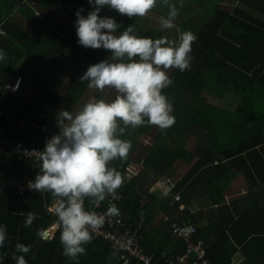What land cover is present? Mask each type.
<instances>
[{
    "label": "trees",
    "instance_id": "trees-1",
    "mask_svg": "<svg viewBox=\"0 0 264 264\" xmlns=\"http://www.w3.org/2000/svg\"><path fill=\"white\" fill-rule=\"evenodd\" d=\"M237 2L229 9L221 6V0H211L212 11L207 12L191 10L192 0L178 9L175 22L188 24L197 39L192 44L190 69L167 70L173 84L164 94L173 106L175 123L163 132L147 125L127 129L121 138L131 142L128 157L110 165L122 176L129 165H142L140 173L124 180L118 190L123 198L120 208L126 223L140 226L144 251L156 257L165 252L164 260H175L186 250L185 241L172 236L171 220L198 224L200 214L190 209L192 199L211 186L207 195L213 205L220 206L222 219L213 226L196 225L194 239L204 243L212 264H235L238 254L243 258L241 264H264V214L260 213L264 206H259V212H242L236 200L231 206L224 204V189L234 178L243 173L250 179L253 171L260 176V163L264 165V0ZM78 10L87 16L95 9L89 0H0V49L6 53V59L0 61V130L4 131L0 137V225H6L8 233L0 248L4 256L0 264H15L12 253L18 242L31 246L27 254L18 253L25 255L27 264H76L63 255L55 200L50 193L29 188L40 171V162L35 156L18 153L14 146L31 147L34 141L42 145L41 135L25 130L20 120L59 129L56 112L61 101L72 105L71 110L76 107L91 90L80 77L90 65L111 55L103 48H85L78 43ZM99 15L116 20L120 25L117 34L133 25L135 35L166 37L140 18H129L108 6L102 7ZM17 76L28 79L29 93L21 94L22 87L17 95L7 89ZM101 98L106 96L98 92L95 99ZM197 127L208 133L211 144L207 148L200 143L193 149L188 146ZM144 135L151 137L147 145L140 142ZM179 163L191 167L177 180L174 175ZM164 176L172 178L173 187L160 198L150 189ZM261 179L264 182V176ZM85 207L92 209L88 201ZM106 207L104 204L102 209ZM29 211L36 219L26 228ZM257 214L261 218L257 219ZM48 229L50 237L37 235L38 230ZM206 235L211 237L210 245ZM85 247L78 264H144L137 258L128 260L102 236H94Z\"/></svg>",
    "mask_w": 264,
    "mask_h": 264
},
{
    "label": "clouds",
    "instance_id": "clouds-1",
    "mask_svg": "<svg viewBox=\"0 0 264 264\" xmlns=\"http://www.w3.org/2000/svg\"><path fill=\"white\" fill-rule=\"evenodd\" d=\"M94 11L87 16L76 12L78 43L85 48H103L110 57L90 65L80 80L87 81L89 89L104 93L114 90L110 101L90 100L75 113L61 110L57 114L58 134L46 141L43 151H34L40 162V171L29 188L36 192L50 193L55 200L56 227L63 246V255L78 264V258L86 253L85 245L93 240V233L102 228L106 216H118L119 208L109 204L105 215L86 209L85 201L92 208L99 207L107 198H119L118 190L124 178L111 167L116 160H125L131 150V142L122 139L127 129L155 126L166 131L174 125L173 106L164 90L173 84L168 71L190 69L192 44L197 37L191 31L179 34L178 42L167 37L150 38L135 35L133 25L120 34V25L114 18L101 17L102 7L108 6L120 14L145 17L155 7L157 0H89ZM168 8L161 17L163 29L175 27L179 15L175 3L160 0ZM183 6L182 3L180 5ZM6 53L0 49V61ZM36 214L28 212L24 227H31ZM38 236H45L43 230ZM8 240L7 226L0 225V248ZM11 243V241H8ZM31 246L15 244L12 259L15 264H27L25 255ZM4 259L0 255V261Z\"/></svg>",
    "mask_w": 264,
    "mask_h": 264
},
{
    "label": "built area",
    "instance_id": "built-area-1",
    "mask_svg": "<svg viewBox=\"0 0 264 264\" xmlns=\"http://www.w3.org/2000/svg\"><path fill=\"white\" fill-rule=\"evenodd\" d=\"M22 82V76H17L14 81L7 85V89L17 95L20 93ZM1 114L2 112L0 111V115ZM22 126L27 131H33L40 134L43 141L42 145H39L37 141H34L31 147L25 148H22L20 143H16L14 148L18 150V153L22 151L25 157L35 156L34 151H43L46 141L54 134H58L60 131V129H56L52 125L46 123L38 124L37 122L25 121L22 122ZM3 135L4 131L0 130V137ZM7 142L11 143V141ZM136 173V165L131 164L127 167L123 178L125 181H128L133 178ZM168 185L170 186L169 188L173 187V181L171 179H168ZM118 196L119 198L116 200H111L109 197L102 202L99 207L90 209L96 211L100 215H105L109 204L111 203L115 204L120 210V214L118 216H106L105 223L102 228L93 233L94 236H102L110 240L128 260L131 258H137L144 264H212L207 257L206 249L203 247L202 243L197 242L194 239L198 228L195 223L190 221L171 220L169 229L172 236L182 238L186 244L185 252L178 255L175 260H164L163 257H166L165 252L162 257H156L154 254L145 252L140 245V226H133L132 224L125 222L123 211L120 208V202L123 198L119 192ZM176 198L179 199V195H176ZM104 204H106L107 207L102 209ZM165 219L167 220L168 217H165ZM44 232L46 233L45 237H50L52 235L49 229Z\"/></svg>",
    "mask_w": 264,
    "mask_h": 264
},
{
    "label": "crops",
    "instance_id": "crops-1",
    "mask_svg": "<svg viewBox=\"0 0 264 264\" xmlns=\"http://www.w3.org/2000/svg\"><path fill=\"white\" fill-rule=\"evenodd\" d=\"M96 56L98 57L99 55L96 53ZM23 83H24V78L22 85ZM25 92H30L29 86L28 87L25 86ZM72 107H73L72 105L70 106L66 105L65 102L63 110L69 109L71 111L70 108ZM197 128H201V127H197ZM193 135L203 147L207 148L211 144V141L208 138V133L205 129L202 128L200 131L195 130V132H193ZM144 136H148V135H144ZM190 167L191 164L179 163L177 165V172L175 178H177V180L181 178L189 170ZM253 174L254 176L250 175V179L248 178L246 179V177L242 173L238 177L234 178L226 186V188L224 189V196H225L224 204L231 206L235 200L236 201L238 200L237 202L235 201V203H237L240 206L242 212L248 209L259 212L258 210L259 206H264V182L263 179H261V176H264V165L262 164V162L260 163V176L257 175L255 171H253ZM168 179L169 178L165 176L159 178L156 181V183L151 187L150 192L152 194L157 195L160 198L168 194L171 190V188H169L170 186L168 185ZM210 188L211 186L201 189L192 199V204L190 205V209L195 214L196 213L200 214V219L198 224L195 223L197 226L203 227V226H207L208 224H211L213 226V223L220 222L222 219V214L219 211L220 206L213 205L210 197L207 195L210 192L209 190ZM148 197L149 195L145 197L146 201L149 200ZM260 213L264 214L262 211H260ZM258 218H261V214L260 216L259 214H257V219ZM246 221L248 222V220ZM205 237H207L208 243L210 245L211 237L208 235H206ZM203 244L204 243H202V245ZM242 262H243V258L241 255L238 254L236 256L235 264H241Z\"/></svg>",
    "mask_w": 264,
    "mask_h": 264
},
{
    "label": "rangeland",
    "instance_id": "rangeland-1",
    "mask_svg": "<svg viewBox=\"0 0 264 264\" xmlns=\"http://www.w3.org/2000/svg\"><path fill=\"white\" fill-rule=\"evenodd\" d=\"M160 1V0H159ZM192 0H170L171 3H175L177 5V8L180 10L181 8V3H182V7L184 6H189V4L191 3ZM194 1V4L192 5L191 7V10L193 9H199L200 11H203V10H207V12H210L212 11V4L210 3L211 0H193ZM221 6L225 7V8H234L236 5H238V2L237 0H221ZM163 11V12H166L168 13V8L165 7L164 5H162L161 3H158L157 4V7H155V11ZM155 11H151L149 14L150 16H145V17H137V18H140L141 20L145 21V25L148 26V27H152V28H157L159 30H161L163 32V34L169 39V40H175L178 42V37H179V34L182 33V32H185V31H189V27L187 26L188 24H184L183 26L179 25V23L177 24L175 21H174V24H175V27H173L172 29H163L161 27V24H160V20H161V16L159 14H156ZM201 15H205L204 12L201 13ZM181 18H183V14H180ZM138 21V20H137ZM140 22V21H139ZM184 22H187V21H184ZM27 26V25H26ZM28 27V26H27ZM29 31H30V28L28 27ZM30 82L28 81L27 78L24 79V83L22 85V93H29V92H25V86L30 88ZM24 87V89H23ZM32 90V87L31 89ZM99 91L98 90H95V89H91L89 91H87L84 96L82 97V100L76 105V107H74L70 112H73L75 113L76 111H79L80 108L87 102H89L90 100H94L95 97H96V94L98 93ZM105 96H106V99L105 100H108L110 101L111 99L114 98L115 96V92L114 90H105L104 92ZM211 101H216V99L212 98V97H209ZM65 102H67L65 99H63L60 103V105L58 106L57 108V112H56V115L61 111L63 110V107H64V104ZM71 109V108H70ZM21 122H25V121H28V120H25V119H21L20 120ZM29 122H36V121H29ZM202 128H196L195 130L196 131H200ZM194 130V132H195ZM151 141V137L150 136H142L141 139H140V142H141V145H147L149 144V142ZM196 143H199V141L194 137V135L192 136V139L189 141V147L190 148H194V146L196 145ZM141 147V146H140ZM139 149H137L138 151ZM139 151H142V149H140ZM138 151V152H139ZM136 167H137V173L135 176H137L141 169H142V165L140 164H135ZM134 176V177H135ZM176 177V173L174 175V178ZM172 179V178H171Z\"/></svg>",
    "mask_w": 264,
    "mask_h": 264
}]
</instances>
